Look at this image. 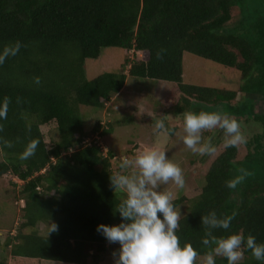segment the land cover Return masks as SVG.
Segmentation results:
<instances>
[{
    "label": "trees",
    "instance_id": "16d2710c",
    "mask_svg": "<svg viewBox=\"0 0 264 264\" xmlns=\"http://www.w3.org/2000/svg\"><path fill=\"white\" fill-rule=\"evenodd\" d=\"M16 40L25 46L0 65V101L11 98L0 137L14 143L12 148L0 144V177L12 173L23 181L10 180L8 190L24 205L16 230L0 231V264H107L98 258L119 246L97 232L98 224L121 220L114 212L120 194L109 180L115 155L98 144V132L103 136L112 126L103 130L97 119L87 129L85 112L99 113L86 109L83 116L81 106L102 112L124 88L127 67L130 76L170 82L163 103L171 110L192 99L212 107L226 103L238 117L264 126V0H0V50ZM106 47L134 57H127L119 72L88 79L86 59L99 58ZM160 49L166 50L162 60L156 58ZM186 52L237 69L239 87L185 82ZM34 76L41 77V85L32 83ZM32 138L41 141L36 154L21 161L19 153ZM246 145L242 160L239 147L224 148L207 169L200 192L175 199L177 208L192 203L179 221L182 245L190 241L203 252L201 216L210 210L218 216L235 212L230 232L251 233L264 243V128ZM240 169L250 175L237 188H227ZM50 219L59 230L47 236ZM216 264L227 260L217 257ZM240 264L264 262L245 250Z\"/></svg>",
    "mask_w": 264,
    "mask_h": 264
},
{
    "label": "clouds",
    "instance_id": "9594fccd",
    "mask_svg": "<svg viewBox=\"0 0 264 264\" xmlns=\"http://www.w3.org/2000/svg\"><path fill=\"white\" fill-rule=\"evenodd\" d=\"M24 46L20 40L5 44L0 50V65L9 57L18 55ZM165 51L158 50L156 58L162 60ZM32 83L41 85V77L34 76ZM16 102L19 104L22 99L17 97ZM10 103L11 98L7 96L0 101V120H7ZM182 116V131L176 132L171 126H166L165 119H156L154 134L163 137L176 135L188 150L201 157L217 152L213 137H205V132L221 130L225 149L247 143L241 123L233 116L203 110H187ZM26 128L30 133L31 124L26 123ZM3 131L4 125L0 123V132ZM40 143L38 138L29 139L18 158L24 161L33 157ZM0 144L4 148L14 147L13 141L4 137H0ZM240 173L226 181L225 186L235 189L250 175L245 169H240ZM109 180L114 194H120L114 212L119 213L121 220L118 224H98L97 232L110 244H119L112 253L114 264H216L217 257L225 258L227 264H240L245 250H250L257 261L264 262V243L258 242L255 235L249 233L245 237L241 233L230 232L235 212L218 216L215 210H210L201 216L202 253L190 241L181 244L177 235L181 212L174 203L176 195L168 185L171 183L183 189L185 175L181 166L170 159L166 149L160 145L146 146L131 156H121L118 170L110 174ZM58 230V224L50 219L47 236ZM213 230H223L228 234L217 235Z\"/></svg>",
    "mask_w": 264,
    "mask_h": 264
},
{
    "label": "rangeland",
    "instance_id": "374dc122",
    "mask_svg": "<svg viewBox=\"0 0 264 264\" xmlns=\"http://www.w3.org/2000/svg\"><path fill=\"white\" fill-rule=\"evenodd\" d=\"M127 57H134L133 52H127L120 47L103 48L99 58L86 59V76L93 79L105 72H119ZM126 84L122 91L115 95L106 105L102 112L99 110L81 106V114L84 116V110L97 111L99 114L86 111L87 129H91L97 119L101 120L102 129L112 126L111 130L105 135L98 132L100 142L104 148L113 151L115 158L113 166L118 170L120 157L131 156L138 150L152 145H160L166 149V155L174 162L178 163L184 171L185 187L177 188L174 184L168 187L174 192L176 198L187 196L193 198L196 196L205 183V174L211 162L224 149L223 133L219 129L204 133L205 137L212 136L213 144L217 147V152L211 156L194 155L188 150L176 135L168 137L157 136L153 132V125L156 119H165L166 126H171L176 132L182 131L183 112L193 110L219 111L223 114L235 117L241 123V129L247 137V141L263 132L264 126L259 120L249 119L247 116L238 117L232 112L226 103L218 106L202 104L192 99L189 106L179 108V110L170 108V103H163V98L170 92L171 83L150 78L133 77L128 74ZM240 72L235 68L225 67L217 62L196 56L186 52L184 54V81L187 83L210 86V87H239ZM238 85V86H237ZM239 96L238 98H240ZM170 102V100H169ZM238 100L232 103L237 106ZM261 110V104L257 106ZM140 111H146L138 115ZM151 115H148V113ZM176 113V114H175ZM93 140V138H90ZM253 150V146L251 147ZM248 152L246 144L239 147L238 160H242ZM4 158V153L0 148V161ZM10 180L20 185L23 181L12 173H7L0 177V231H15L19 222V209L24 205L22 199H17V193L8 190ZM164 187V186H161ZM19 195V188H16ZM192 203H184L178 206L181 217L186 215ZM41 232L45 233L46 225L40 224ZM119 246L112 247L105 257L98 258V262L113 264V251ZM93 253V250H90Z\"/></svg>",
    "mask_w": 264,
    "mask_h": 264
}]
</instances>
